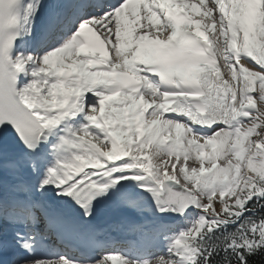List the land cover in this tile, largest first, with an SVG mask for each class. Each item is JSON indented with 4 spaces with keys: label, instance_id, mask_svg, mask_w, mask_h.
<instances>
[{
    "label": "snow or ice",
    "instance_id": "snow-or-ice-1",
    "mask_svg": "<svg viewBox=\"0 0 264 264\" xmlns=\"http://www.w3.org/2000/svg\"><path fill=\"white\" fill-rule=\"evenodd\" d=\"M0 264H264V0H0Z\"/></svg>",
    "mask_w": 264,
    "mask_h": 264
}]
</instances>
